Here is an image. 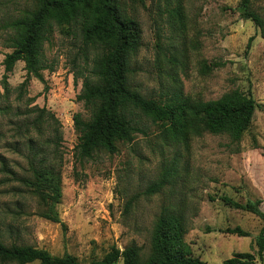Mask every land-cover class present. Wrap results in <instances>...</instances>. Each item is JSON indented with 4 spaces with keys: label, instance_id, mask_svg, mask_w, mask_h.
I'll use <instances>...</instances> for the list:
<instances>
[{
    "label": "rangeland",
    "instance_id": "rangeland-1",
    "mask_svg": "<svg viewBox=\"0 0 264 264\" xmlns=\"http://www.w3.org/2000/svg\"><path fill=\"white\" fill-rule=\"evenodd\" d=\"M168 1H126V12L141 27L129 83L141 95L158 100L169 94L174 82L191 99H215L231 89L250 93L260 106L238 151H230L224 135L209 133L192 137L186 150L174 149L157 136L156 123L143 119V132H136L129 142H116L115 152L75 157L71 115H88L75 100L80 80L72 81L69 66L78 40L54 28L43 44L44 61L53 66L52 71H41L44 82L31 76L20 86L25 70L17 60L7 75V98L0 101L7 106L0 113V239L5 244L31 245L54 256L69 253L81 263L100 257L111 245L121 249L132 242L147 253L153 221L168 203V187H172L178 197L170 201L176 205L181 197L185 201L183 239L192 255L219 264L234 252L246 251L254 255L255 263L264 264V250L259 258L253 243L261 221L220 200L221 195L238 202L260 198L264 212V36L250 20L240 17L235 8L238 0H181V25L168 17L165 8L172 6ZM252 2L264 19V0ZM31 3L0 0V79L3 53L10 51L4 45L12 33L8 23L29 10ZM202 62L216 65L206 70ZM34 105L53 112L60 123V196L55 205L59 222L39 216L42 206L36 197L20 192L24 188L20 178L29 177L30 170L24 156L27 142L16 126ZM50 133L45 129L38 141L48 151L44 139ZM173 152L180 154L175 161L180 173L175 183L157 193H144L169 165ZM234 226L248 235L226 231Z\"/></svg>",
    "mask_w": 264,
    "mask_h": 264
},
{
    "label": "trees",
    "instance_id": "trees-1",
    "mask_svg": "<svg viewBox=\"0 0 264 264\" xmlns=\"http://www.w3.org/2000/svg\"><path fill=\"white\" fill-rule=\"evenodd\" d=\"M126 1L32 0L29 10L8 23L12 33L4 43L10 51L3 53L1 60L0 101L7 98V75L17 60L23 62L25 70L20 86L31 76L44 82L41 71H52L53 66L44 61L43 44L49 41L56 28L59 33L71 34L78 40L69 66L72 81L80 80L75 100L82 104L88 115L86 118L79 112L71 115L76 135L73 146L75 157L90 158L98 151L115 152L116 142H129L136 132H143V119L156 123L157 136L174 149L180 146L186 150L192 137L209 133L224 135L230 151H238L239 141L250 124L253 112L260 106L250 93L231 89L215 99H191L183 96L173 81L169 94L158 100L141 95L130 85L132 57L140 45L141 27L139 21L126 12ZM136 1L142 3V0ZM167 3L172 4L165 8L171 21L176 25L183 24L181 0H169ZM235 8L241 18L250 20L259 34L264 36V19L253 7L252 0H238ZM251 39L252 36L248 38L247 45ZM215 65L213 62H202L206 70ZM6 110L7 106L0 104V113ZM27 112L28 115L22 117L16 126V132L19 135L23 133L20 136H24L27 142L24 156L30 170L29 177L20 178L24 186L20 192H30L36 197L42 206L39 216L59 222L55 205L60 196V154L57 150L60 123L54 113L44 107L34 105ZM30 112L33 115H29ZM47 128L51 133L44 139V145L49 144V151L38 142ZM179 155L173 152L169 165L146 186L144 193H157L175 183L180 174L175 168ZM1 165L4 166V163ZM168 189V203L162 205L153 221L147 253L132 242L121 249L111 245L100 257L81 263L69 253L54 256L42 248L5 244L0 239V264H26L32 261H36V264H113L118 259L121 264H209L191 254L183 239L187 230L184 198H179L182 200L179 205L172 203L170 199L178 196L174 188ZM220 200L228 206L253 214L261 221L253 239L256 255L261 258L264 250L261 199L238 202L221 195ZM129 203L128 200L126 205ZM191 210L193 214L194 209ZM226 231L238 236L248 235L239 226L227 228ZM219 264L257 263L252 253L242 251L232 253Z\"/></svg>",
    "mask_w": 264,
    "mask_h": 264
}]
</instances>
